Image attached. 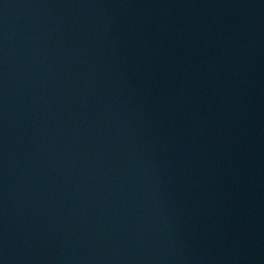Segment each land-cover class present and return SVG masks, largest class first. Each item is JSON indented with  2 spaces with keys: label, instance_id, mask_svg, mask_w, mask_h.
<instances>
[{
  "label": "water",
  "instance_id": "obj_1",
  "mask_svg": "<svg viewBox=\"0 0 264 264\" xmlns=\"http://www.w3.org/2000/svg\"><path fill=\"white\" fill-rule=\"evenodd\" d=\"M260 2L263 4V6H264V0H260Z\"/></svg>",
  "mask_w": 264,
  "mask_h": 264
}]
</instances>
